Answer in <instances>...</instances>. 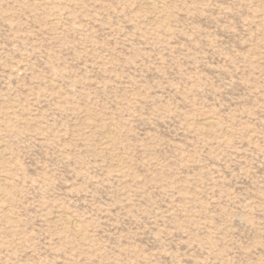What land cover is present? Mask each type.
Instances as JSON below:
<instances>
[{
  "label": "rangeland",
  "instance_id": "1",
  "mask_svg": "<svg viewBox=\"0 0 264 264\" xmlns=\"http://www.w3.org/2000/svg\"><path fill=\"white\" fill-rule=\"evenodd\" d=\"M0 264H264V0H0Z\"/></svg>",
  "mask_w": 264,
  "mask_h": 264
},
{
  "label": "bare ground",
  "instance_id": "2",
  "mask_svg": "<svg viewBox=\"0 0 264 264\" xmlns=\"http://www.w3.org/2000/svg\"><path fill=\"white\" fill-rule=\"evenodd\" d=\"M207 121H209V120H207ZM207 123V122H206ZM215 125V124H214ZM2 180V179H1Z\"/></svg>",
  "mask_w": 264,
  "mask_h": 264
}]
</instances>
